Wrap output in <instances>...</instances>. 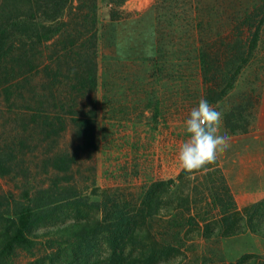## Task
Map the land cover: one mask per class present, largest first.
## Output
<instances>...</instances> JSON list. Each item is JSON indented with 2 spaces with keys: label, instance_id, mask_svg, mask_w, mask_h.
Wrapping results in <instances>:
<instances>
[{
  "label": "trees",
  "instance_id": "16d2710c",
  "mask_svg": "<svg viewBox=\"0 0 264 264\" xmlns=\"http://www.w3.org/2000/svg\"><path fill=\"white\" fill-rule=\"evenodd\" d=\"M126 1L109 0L116 7ZM156 9L159 78L182 85L186 120L200 99L214 106L235 88L264 34V0H159ZM111 19L118 20L113 7ZM224 20L234 22V27L224 25ZM98 23V0H0V176L22 183L18 199L13 194L10 202L4 197L0 264H12L18 251L33 252L42 244L64 253L58 258L48 256L50 264H172L171 259L179 255L173 245L161 243L159 250L127 251L133 231L130 223L116 216L104 223L112 245L99 263L101 256L87 247L83 234L99 226L101 217L76 223L59 220L62 216L67 219L71 206L85 200L80 185L72 184V168L85 154L89 164L94 161ZM259 97L256 95L255 102L248 98L246 106L242 97L224 112L225 134L247 132L245 110L251 107L250 119L254 118ZM70 129L78 141L73 152L66 143ZM218 164L217 159L191 174L182 170L178 179L183 182ZM39 168L49 178L33 187L32 182L41 175L34 174ZM171 184L175 181L155 182L151 189L157 185L169 193ZM142 204L136 217L146 220L147 198ZM60 210L64 212L55 218ZM177 210L169 214L175 212L182 218ZM210 223L204 227L206 237L213 233L228 238L248 232L264 236V198L213 220L214 226ZM238 264L248 263L240 260Z\"/></svg>",
  "mask_w": 264,
  "mask_h": 264
},
{
  "label": "rangeland",
  "instance_id": "374dc122",
  "mask_svg": "<svg viewBox=\"0 0 264 264\" xmlns=\"http://www.w3.org/2000/svg\"><path fill=\"white\" fill-rule=\"evenodd\" d=\"M158 4L159 0H127L121 7H116L109 0H98L96 150L92 165L85 154L70 173L72 184L80 185V193L85 200L82 205L71 206L67 219L62 216L59 220L76 223L87 217H101L99 226L83 234L87 247L101 256L99 263L112 245L104 223L117 216L130 223L133 235L126 250H133V253L142 248L159 250L161 243L163 246L171 244L180 250L179 255L171 259L172 264H238L240 260L248 264H264V236L248 232L228 238H217L213 233L206 237L204 230L206 223L211 222L214 226L213 220L254 202L238 210H234V205L219 206L206 176L211 168L193 174L183 182L178 179L183 170L178 154L189 134L184 125L182 85L179 81L159 78L162 68L157 65L156 59ZM112 7L116 9L118 20L111 19ZM229 23V28L234 27V22L223 21L226 26ZM248 36L249 33L245 32L244 37ZM263 79L264 34L229 97L212 106L221 108L219 134L226 133L223 128L224 112L227 109L230 111V107L238 104L242 97L244 106L250 97L255 102ZM246 109L244 115L248 116L246 123L250 125L253 109ZM1 133L0 128V136ZM74 136L75 131L70 129L66 143L72 152L78 143ZM33 161L36 163L37 160ZM37 172L41 175L38 181L32 182L33 187L47 182L49 178L42 169H36L34 174ZM169 180L175 181L170 185L169 193L157 185L151 189L155 182ZM21 186L20 179L0 176V212L5 209L4 197L9 202L12 194L18 199ZM145 198L149 206L146 220L136 217L137 209L141 205L143 207ZM175 208L177 212H182V218L175 216V212L169 214ZM228 208L231 210L228 211ZM63 212L60 210L59 215L56 212L55 218ZM63 254L59 248L49 249L42 244L33 252L18 251L12 264H50L48 256L58 258Z\"/></svg>",
  "mask_w": 264,
  "mask_h": 264
},
{
  "label": "crops",
  "instance_id": "0c3cea01",
  "mask_svg": "<svg viewBox=\"0 0 264 264\" xmlns=\"http://www.w3.org/2000/svg\"><path fill=\"white\" fill-rule=\"evenodd\" d=\"M259 95L247 132L228 135L229 147L218 156V166L206 172L219 206L238 210L264 197V79Z\"/></svg>",
  "mask_w": 264,
  "mask_h": 264
},
{
  "label": "clouds",
  "instance_id": "9594fccd",
  "mask_svg": "<svg viewBox=\"0 0 264 264\" xmlns=\"http://www.w3.org/2000/svg\"><path fill=\"white\" fill-rule=\"evenodd\" d=\"M222 113L212 107L207 99H200L184 121L189 138L182 144L178 159L186 173H193L214 164L218 156L229 147V136L221 135Z\"/></svg>",
  "mask_w": 264,
  "mask_h": 264
}]
</instances>
